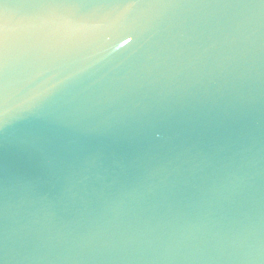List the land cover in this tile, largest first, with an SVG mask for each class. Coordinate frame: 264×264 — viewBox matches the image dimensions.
Instances as JSON below:
<instances>
[{"label": "water", "instance_id": "obj_1", "mask_svg": "<svg viewBox=\"0 0 264 264\" xmlns=\"http://www.w3.org/2000/svg\"><path fill=\"white\" fill-rule=\"evenodd\" d=\"M0 264H264V0H0Z\"/></svg>", "mask_w": 264, "mask_h": 264}]
</instances>
